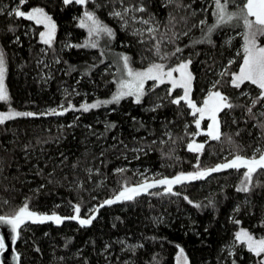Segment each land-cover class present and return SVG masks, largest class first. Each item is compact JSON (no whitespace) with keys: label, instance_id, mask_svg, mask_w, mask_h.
<instances>
[{"label":"trees","instance_id":"obj_1","mask_svg":"<svg viewBox=\"0 0 264 264\" xmlns=\"http://www.w3.org/2000/svg\"><path fill=\"white\" fill-rule=\"evenodd\" d=\"M139 2L124 0L125 5ZM142 2L147 12L137 15L147 18L153 14L161 31L166 30L163 25L169 13L178 21L173 29L178 33L202 19H207L208 24L214 22L211 0H177L181 7L167 4L166 0ZM17 4L18 0H0L4 13L0 14V47L6 54L11 98L10 105L0 103V111L10 106L20 112L42 113L52 108L59 110L61 104L67 107L69 101L79 107L108 99L115 91L112 81L117 68L107 55L109 51L132 57L134 68L147 65L148 59L142 57L154 58L147 50L151 41L140 43L141 37L133 36L131 28H122L119 19L109 15L113 8L121 7L110 0H94L86 7L115 31L114 39L95 49L68 47L87 40L86 31L79 27L84 7L65 6L62 0H28L23 10L44 7L57 24L56 40L48 49L39 42L40 26L7 15ZM181 17L188 18L187 25ZM242 31V27L218 29L212 35L214 45L184 48L182 58L191 57L193 61V99L198 104L211 84L220 79L219 73L230 59L236 60L231 70H238L240 58L236 53L242 44L238 33ZM200 37V28H191L178 43L183 47ZM233 37L230 45L225 43ZM143 39L147 40V34ZM173 47L167 46L168 50ZM57 59L60 63H56ZM227 79L221 80L220 90L237 107L221 113L225 136L221 142L206 144L200 156L202 168L231 159L230 153L235 151L250 157L258 146L260 132L239 106L248 101L225 82ZM167 87L150 92L141 105L128 99L89 112L20 117L0 125V215H11L27 199L30 209L38 213L71 216V205L80 204L81 216H87L125 183L132 186L148 177L171 178L194 171L196 154L187 151L189 137L185 134V124L187 132L195 131L193 118L183 104L178 109L168 99H157L165 96ZM250 88L254 96V86L245 85L242 90ZM157 102L163 106L150 111ZM109 124L115 127L106 129ZM166 132L176 143L168 139ZM205 139L201 136L197 141ZM89 168L91 176L85 171ZM120 168L125 171L117 173ZM241 172L229 170L174 188L179 196L157 190L151 192L156 195L141 194L132 201L104 207L91 226L81 227L75 221H64L59 226L28 223L22 227L16 246L20 264H175L179 248L184 249L189 264H233V260L236 264H256L258 258L246 248L232 245L240 228L257 237L264 236V175L257 174L252 190L243 193L236 191ZM194 204L201 206L196 208ZM128 245L142 247L131 252L125 250Z\"/></svg>","mask_w":264,"mask_h":264},{"label":"snow or ice","instance_id":"obj_2","mask_svg":"<svg viewBox=\"0 0 264 264\" xmlns=\"http://www.w3.org/2000/svg\"><path fill=\"white\" fill-rule=\"evenodd\" d=\"M92 2L94 0H62L65 6L75 4L84 8ZM110 2L119 4L121 7L119 10L113 8L109 12V15L118 18L122 28H131L133 36L141 37L140 43L143 44L151 41V47L147 50L154 58L142 57V59H148L147 65L142 68H134L132 66V57L127 54H120L118 58L119 66L116 69L117 76L112 81L115 84V91L112 93L110 99H98L94 103H83L79 108H76L69 101L67 107L61 104L59 110L52 108L42 113L20 112L9 106L7 111H0V125H5L6 122L20 117L62 116L69 111L89 112L102 106L119 104L122 100L129 98H131L134 104L141 105L145 102V98L149 96L150 92H154L156 88L167 85L165 96L158 97L157 99L159 101L168 99L169 103L177 106L178 109L183 104L188 109L187 114L193 118L195 131L187 132L188 125L185 124V134L189 137L186 144L187 151L196 154L197 163L194 165L195 170L187 173L180 172L171 178L163 177L151 180L144 178L141 182L132 186L125 183L112 198L104 200L98 206L91 209L90 214L86 218L81 216L82 206L80 204L71 205L73 215L62 217L56 212L42 214L33 211L29 207L28 200L25 199L22 206L11 215H0V226H4L9 230L12 245L17 243L22 227L28 223L45 224L51 222L59 226L65 220H72L77 221L81 227L91 226L100 208L118 202L132 201L141 194H157L150 193V189L162 187L164 193L179 196L180 193L174 191V186L202 180L213 173L226 170L241 172L243 170L241 172L240 185L236 187V191L249 193L254 186V177L257 174L264 175V143H261L264 142V0H239V2L238 0H211V15L214 17V22L208 24L207 19H202L197 24L191 25V28H200L201 37L183 47L179 45L178 41L182 37L188 36L191 28L179 33L173 31L178 21L171 13H169L167 23L163 25L166 30L161 31V24L153 14H149L147 18L137 15V13L147 12V8L142 0L136 4L126 5L124 0H110ZM166 3L176 4L177 7H181L177 3V0H166ZM26 4H28V0H18L17 6L8 11L7 15L15 16L42 27L43 30L38 33L39 42L48 49L53 48L57 34L55 20L44 7L33 6L29 10H23ZM96 6L99 7L100 5ZM0 14H4L3 8H0ZM180 19L187 25V17H181ZM137 24L146 27H135ZM79 27L87 30L89 39L82 45H68V47H90L95 49L99 46V38L101 36H106L109 39L115 38L113 28L98 18L95 11L84 10L79 19ZM240 27H242L243 31L238 33L242 38V44L236 53V56L240 58L238 70H231L232 66L236 64V60L230 59L227 65L220 71V79L211 84L202 102L198 104L193 99L194 81L196 79L191 70L193 61L191 57L182 58L184 48L194 47L197 44L214 45L212 35L218 29ZM10 31L14 30L10 29ZM145 34H147V40L143 39ZM16 39L19 40V37ZM232 39L234 37L226 40L225 43L230 45ZM168 45H173L174 47L168 50ZM103 56L104 52H101V57ZM173 59L175 62L170 63ZM56 63H60V61L57 59ZM7 71L6 54L4 49L0 47V102L10 105L11 98L5 83ZM225 77L228 78L225 82L231 88L238 90L240 96L246 98L248 101L239 106L244 109L245 115L254 121L253 128L258 129L260 132V136L257 138L258 146L253 148L250 157L241 155L238 151H235L230 153L231 159L225 158L224 162L217 163L213 167L202 168L200 166V156L203 155L206 144L209 141L221 142L225 136V133L222 132L223 122L221 113H224L226 110L231 111L237 107L231 98L220 90L221 80ZM149 82H151V85H149ZM245 85L254 86L256 94L252 95L251 88L247 91L242 90ZM177 90H180L179 94H175ZM162 106V103L157 102L149 110L156 111ZM77 119L79 118L77 117ZM205 122H207L206 126ZM233 123H236V121L233 120ZM69 126L71 127V125ZM114 127V124L106 125V129ZM165 135L173 144L176 143L170 132H166ZM201 136L206 138L205 141L197 142V137ZM228 141L229 143H233L231 137H228ZM164 142L161 141V143ZM85 171L91 176L92 169H85ZM116 171L117 173H123L125 169L120 168ZM51 175L49 173V176ZM49 182L52 181L50 180ZM183 198L189 204H193V201L187 196ZM4 203H7V201H4ZM193 206L199 208L201 205L194 204ZM234 223L240 224V221L234 220ZM120 243L124 242L120 241ZM237 244L243 246L248 253L258 258L256 264H264V236L257 237L248 229L240 228L234 234L232 246L235 247ZM137 247H142V245H128L125 250L135 252ZM7 249L8 244L6 243L5 235L0 234V255ZM13 259L16 261V264H19L20 257L18 254L14 255ZM0 264H3V261H0ZM176 264H189L188 257L183 248H179ZM233 264H236L235 260H233Z\"/></svg>","mask_w":264,"mask_h":264},{"label":"water","instance_id":"obj_3","mask_svg":"<svg viewBox=\"0 0 264 264\" xmlns=\"http://www.w3.org/2000/svg\"><path fill=\"white\" fill-rule=\"evenodd\" d=\"M226 171H229V170H226ZM226 171H222V172H226ZM222 172H219V173H222ZM214 174H217V173H213L212 175H214ZM212 175H210V176H212ZM209 177H207V178H209ZM194 182H196V181L186 182L183 185L192 184ZM183 185H177V186H174V188H177V187H180V186H183ZM157 190H163V188L162 187L154 188V189H150L149 191L151 193V192H154V191H157ZM105 207H107V206H105ZM100 209H102V208H100ZM100 209H99V211H100ZM97 214H96V216H97ZM65 221H72V220H65ZM75 222H77V221H75ZM48 223H51V222H48ZM0 234L5 235L6 243L8 244V249L2 255H0V261H3V264H16V261L13 259V257H14V255H17V254L19 255V253L17 251V248H16L17 243L15 245L11 244V236H10L9 230L6 227L0 226ZM19 257H20V255H19ZM19 264H20V260H19Z\"/></svg>","mask_w":264,"mask_h":264},{"label":"rangeland","instance_id":"obj_4","mask_svg":"<svg viewBox=\"0 0 264 264\" xmlns=\"http://www.w3.org/2000/svg\"><path fill=\"white\" fill-rule=\"evenodd\" d=\"M239 2V1H238ZM208 5H209V3H208ZM84 10H87L86 8L84 9ZM43 29H42V27H41V31H42ZM85 31H86V33H87V30L86 29H84ZM89 39V37H88V34H87V40ZM94 39H95V37H94ZM110 39L108 38V37H106V36H101L100 38H99V48H100V45L103 43V42H107V41H109ZM97 47V48H98ZM120 54H125L124 52H112V51H109L108 52V56H110L111 57V59H113L115 62H116V64H117V66L116 67H118L119 66V55ZM117 69V68H116ZM8 73V72H7ZM116 76H117V74H115V78H116ZM5 83H6V86H7V75H6V80H5ZM149 85H151V82H149ZM179 93H180V90H177ZM111 98V96L108 98V99H110ZM129 99H131V98H129ZM125 100H128V99H125ZM123 101V100H122ZM0 103H2V102H0ZM107 106H109V105H107ZM76 108H79V107H76ZM201 140V137H197V140ZM197 142H201V141H197ZM243 171V170H242ZM241 178H242V176H241ZM148 179H155V178H153V177H148ZM241 180V179H240ZM240 180H239V182H238V186L240 185ZM83 218H86L87 216H82ZM236 246H241V245H236ZM243 247V246H242ZM185 252V251H184ZM186 254V253H185ZM187 256V255H186ZM189 261V260H188ZM175 264H176V262H175Z\"/></svg>","mask_w":264,"mask_h":264}]
</instances>
